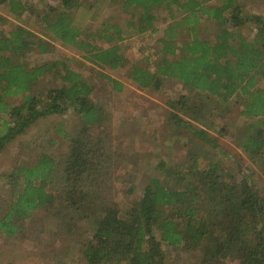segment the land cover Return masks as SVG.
Here are the masks:
<instances>
[{"label": "trees", "instance_id": "1", "mask_svg": "<svg viewBox=\"0 0 264 264\" xmlns=\"http://www.w3.org/2000/svg\"><path fill=\"white\" fill-rule=\"evenodd\" d=\"M94 1L58 0L40 14L30 11L37 31L27 25L31 21L0 27V152L40 118L73 116L68 129L56 126L68 142L64 152L54 157L41 151L30 165L6 174L12 193L7 203L0 200V231L12 237L41 212L86 264H166L164 245L196 254L194 264H264V197L239 161L227 166V152L217 150L219 136H231L264 176V14L247 13L239 0H111L139 34L157 32L159 8L169 19L149 46L155 50L130 64L127 76L141 89L158 92L166 80L177 79L187 91L165 103L171 126L165 136L189 151V164L178 169L161 160L163 178H146L141 193L123 208L114 193L111 125L93 100L89 75L74 69L71 59L29 57L54 50L46 38L51 35L100 68L125 69L129 59L117 43L126 38L122 25L107 20L84 28L94 16ZM0 2L15 16L30 9L23 0ZM6 19L0 14V26ZM209 22L214 31H208ZM48 75L57 82L39 88ZM101 75L122 89L121 81ZM9 95L20 101L11 104ZM235 110V126H226ZM221 119L217 135L211 134L209 127ZM163 133L153 131L155 139ZM125 192L132 193V186Z\"/></svg>", "mask_w": 264, "mask_h": 264}, {"label": "rangeland", "instance_id": "2", "mask_svg": "<svg viewBox=\"0 0 264 264\" xmlns=\"http://www.w3.org/2000/svg\"><path fill=\"white\" fill-rule=\"evenodd\" d=\"M23 1L27 2L30 8L23 16L13 15L10 13L8 6L0 2V14L7 18L0 26L3 30H9L18 23L26 24L31 21L32 26L27 25L37 31L40 29V24L37 22L35 15L40 14L49 5H58V0ZM239 2L246 12L255 15L264 14L263 0H239ZM86 4L83 9L89 6L88 2ZM92 6H96L92 11L94 16L87 19L84 28H89L90 25L99 26L101 22L107 20L112 23L119 22L122 25L126 38L117 43L129 59V64L125 69L100 68L86 60L82 50L70 47L51 35L46 36V38L54 43L55 49L45 53H39L36 50L29 57L31 60L40 62L51 59H71L70 63L75 67L74 69L78 66L79 69H83L84 74L89 75L95 87L93 100L104 109L105 118L111 125L114 162L117 168L116 176L118 177L115 181L114 193H116L115 197L120 206L125 208L129 207L134 197L141 193L146 178H163V171L157 166L161 160L178 169H184L189 164L190 155L186 148L167 143L173 137H166L171 130L169 129L171 126L169 125V109L165 104L168 99H176L181 94H186L187 91L177 79L166 80L165 87L161 91L155 92L137 87L127 76L130 64L139 62L145 54L153 51L154 47L152 49L149 46L155 43L156 37L163 34L164 28L169 22L168 18L163 20L166 17L165 10L159 8L155 12L158 16L155 21L156 33L139 34L127 26L126 19L128 16L126 13H122L123 11L113 1L95 0ZM30 11L35 15L31 14ZM207 28H209L208 31H214L210 22L207 23ZM243 30L245 31L246 28ZM98 43L106 46L102 41ZM156 56L157 53L154 58ZM101 73L108 74L121 81L123 83L122 89L115 90L112 83L106 80ZM56 82L57 80L48 75L41 79L38 87L41 88ZM261 84L263 83L261 82ZM7 99L11 104L20 101V97H12L11 95ZM233 113L228 116L226 126H235L237 111L235 110ZM72 118L70 112L40 118L27 130L25 135L19 136L3 148L0 152V200H6L12 193L6 177V174L12 168L17 167L19 164L30 165L38 158L41 151L58 157L60 153L67 149L68 142L67 140L62 142L63 139L57 132L56 126L60 123L68 129L71 126ZM240 122H242V118ZM222 124V119L217 120L218 126L209 127L208 131L213 135H217V128ZM1 125L2 121L0 119V131H2ZM154 130L164 132L162 136L158 137L159 143L158 139H155L157 136L153 135ZM52 139L55 140V144L50 141ZM151 139H153L152 144ZM164 140L165 143H163ZM218 145L217 150L219 152L222 154L227 152L224 157L225 165L232 167L239 161L243 172L255 181L260 194L264 197V176L262 172L249 160L244 151L234 146L232 137L220 135ZM232 153L235 154L232 156ZM134 154L138 155L137 159H135ZM234 177L239 178V176ZM129 185L132 186L133 192L128 194L125 192V188ZM50 187L53 190V187ZM7 202L8 200H6ZM72 243L61 240L51 222H47L43 213L38 212L31 219L25 220L19 231L12 237H8L0 231V264H86L81 251L76 245L72 247ZM163 248H165L167 257L166 264H194L196 261V254H184L166 245Z\"/></svg>", "mask_w": 264, "mask_h": 264}, {"label": "crops", "instance_id": "3", "mask_svg": "<svg viewBox=\"0 0 264 264\" xmlns=\"http://www.w3.org/2000/svg\"><path fill=\"white\" fill-rule=\"evenodd\" d=\"M247 13L252 14V13H250V12H247ZM200 29H201V28H200ZM246 30H247V29H246ZM246 30H245V32H246ZM197 31H199V30H197ZM198 33H199V32H198ZM246 33H248V31H247ZM247 37H248V40H249V41L253 40V38H252V32L249 33V34H247Z\"/></svg>", "mask_w": 264, "mask_h": 264}]
</instances>
